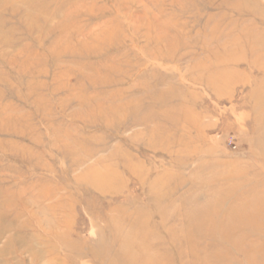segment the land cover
<instances>
[{"label": "rangeland", "instance_id": "374dc122", "mask_svg": "<svg viewBox=\"0 0 264 264\" xmlns=\"http://www.w3.org/2000/svg\"><path fill=\"white\" fill-rule=\"evenodd\" d=\"M0 264H264V0H0Z\"/></svg>", "mask_w": 264, "mask_h": 264}]
</instances>
